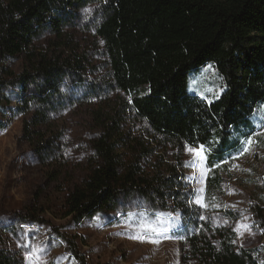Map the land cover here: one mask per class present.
I'll use <instances>...</instances> for the list:
<instances>
[{
  "label": "trees",
  "instance_id": "1",
  "mask_svg": "<svg viewBox=\"0 0 264 264\" xmlns=\"http://www.w3.org/2000/svg\"><path fill=\"white\" fill-rule=\"evenodd\" d=\"M93 4L97 21L88 29L103 43L109 85L129 98L148 130L144 139L122 133L119 123L104 128L92 142L86 175L76 181L60 138L42 129L68 106L67 79L85 80L89 52L80 50L76 37L80 13ZM47 37L54 40L42 48ZM15 60H22L19 71L11 66ZM209 64L225 90L190 127V76ZM15 96L19 110L30 115L24 139L49 169L24 222L43 223L47 212L77 223L135 209L178 212L181 264H264L256 249L237 246L233 226L214 225L192 202L181 158L192 134L218 173L254 133L252 116L264 103V0H0L3 119ZM221 183L220 175L209 178L208 191ZM67 243L87 264L75 242ZM0 264L22 263L0 249Z\"/></svg>",
  "mask_w": 264,
  "mask_h": 264
},
{
  "label": "rangeland",
  "instance_id": "2",
  "mask_svg": "<svg viewBox=\"0 0 264 264\" xmlns=\"http://www.w3.org/2000/svg\"><path fill=\"white\" fill-rule=\"evenodd\" d=\"M96 6L90 5L80 13V30L76 37L80 50L89 52L85 80L81 84L79 80L67 79L64 90L68 106L53 113L48 125L42 129L48 136L60 138L65 148L66 169L76 181L86 175L92 142L104 128L119 123L122 133L144 139L148 130L146 123L128 107L131 104L129 98L109 85L103 43L94 30L88 29L97 21ZM50 40L54 38L47 37L39 44L46 48ZM209 65L190 76V127L225 90L224 80L216 67ZM11 66L19 71L22 60L11 62ZM12 107L4 119L0 113L1 250L15 256L22 264H80L71 252L68 240L75 242L87 264H181L183 221L178 212L135 209L98 214L81 223L72 217L61 218L47 212L41 216L43 223L24 222L23 217L33 204L35 192L48 183L45 174L49 169L40 164L32 146L24 139L25 123L30 115L19 110L16 96ZM252 122L255 131L250 136L257 143L241 154L247 139L243 138L238 148L217 167L218 173L208 166L205 148L203 161L187 151L188 147L200 145L192 134L187 138L181 158L192 188V202L201 208L203 216H210L219 227L233 226L235 229L241 223L251 225V230L244 231L243 235L236 232V244L239 248L256 249L264 260V135H260L264 133V103L253 114ZM216 175L221 176V187L209 192V178ZM149 224L165 229L169 238L153 237L146 227ZM141 234L159 238L161 242L154 244L133 238Z\"/></svg>",
  "mask_w": 264,
  "mask_h": 264
},
{
  "label": "snow or ice",
  "instance_id": "3",
  "mask_svg": "<svg viewBox=\"0 0 264 264\" xmlns=\"http://www.w3.org/2000/svg\"><path fill=\"white\" fill-rule=\"evenodd\" d=\"M88 11H91V10H88ZM209 68H211L210 65H209ZM209 91H212V90L209 89ZM260 135H264V133H260ZM254 143H257L254 140V137L253 136H249L246 139V141H245V147L242 149L241 154H243L245 152H248ZM187 151L192 153L195 157H197L199 161H203L205 159V157L203 155V153L205 151L204 145H199L198 147H188ZM197 203H200V201H197ZM245 219H247V218H245ZM146 227H147V230L152 233L153 237L169 238L167 236V231L165 229H163V228H160L158 226H153V225H150V224L146 225ZM234 230L239 235H243L244 231H250L251 230V225L241 223ZM133 238L140 239L141 241L148 240V242H151V243H154V244H159L161 242V240L159 238L152 239V238L146 237L143 234H141L140 236H137V237H133ZM33 255L35 256L36 254L33 253ZM36 258L39 259V257H36Z\"/></svg>",
  "mask_w": 264,
  "mask_h": 264
}]
</instances>
